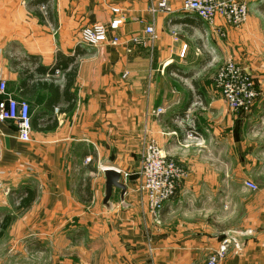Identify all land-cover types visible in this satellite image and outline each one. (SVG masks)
Wrapping results in <instances>:
<instances>
[{
    "label": "crops",
    "instance_id": "1",
    "mask_svg": "<svg viewBox=\"0 0 264 264\" xmlns=\"http://www.w3.org/2000/svg\"><path fill=\"white\" fill-rule=\"evenodd\" d=\"M162 1L169 10L152 11ZM184 1L0 0V83L29 103L33 121L29 143L18 139L15 123H0V168H33L32 182L16 190L20 199L27 188L37 192L32 206L13 221L11 234L66 241L51 247L48 264H206L225 241L227 251L216 264H264V76L256 79L252 109L233 113L216 90L213 74L219 55L226 61L241 42H264V0H240L249 15L238 29L219 15L214 24L205 22L184 10ZM116 18L122 23L109 35L119 37L117 45L80 43L83 27ZM75 54L68 69H46ZM73 64L72 109L67 110L70 101L63 96L47 104L48 87H58L62 95ZM23 68L34 80L20 87ZM189 110L197 129L186 140L189 130L179 122ZM151 139L189 174L164 207L161 224L149 213L140 183H134ZM188 145L198 152L190 166L178 151ZM88 157L92 168L86 167ZM107 167L133 173L125 206L121 190L114 189L109 212L103 206ZM83 171L89 182L82 183ZM248 179L256 190L246 187ZM188 189L210 191L188 199L191 216L178 208ZM202 205L222 207V226H215L213 211L210 220L196 217ZM0 206H8L6 199ZM83 225L87 235L82 240L81 231L69 228ZM231 232L243 244L241 252ZM0 264L15 262L0 258Z\"/></svg>",
    "mask_w": 264,
    "mask_h": 264
},
{
    "label": "built area",
    "instance_id": "2",
    "mask_svg": "<svg viewBox=\"0 0 264 264\" xmlns=\"http://www.w3.org/2000/svg\"><path fill=\"white\" fill-rule=\"evenodd\" d=\"M43 11L45 7H42ZM184 10L194 13L207 23L214 24L216 17H222L228 25L238 26L245 22L248 7L237 0H185ZM169 10L166 1L160 2L152 11ZM119 12L118 8L113 9ZM122 19H113L108 24L94 23L80 30V43L93 47H100L110 43L117 45L119 37L110 38V32L120 27ZM147 32L152 33V26L147 27ZM126 76V74L124 75ZM216 84L228 109L233 113L249 112L258 97V91L253 84L250 74L246 69L237 66L233 60H228L221 67L216 76ZM0 91L4 97L0 100V122H13L17 126V137L21 141H30L33 131V121L30 105L26 100L14 98L6 92V83H0ZM158 113L162 109H158ZM191 110L180 122L188 126V136H194L197 129ZM192 115V114H191ZM179 122V123H180ZM88 157L86 162H90ZM185 169L174 159L168 157L156 140L147 142L141 156V179L139 190L145 194L148 211L156 223L162 219V212L169 200L175 195L181 181L186 177ZM187 173V172H186ZM246 187L256 190L257 185L248 179ZM227 251V243L216 253L212 254L206 264H216Z\"/></svg>",
    "mask_w": 264,
    "mask_h": 264
},
{
    "label": "rangeland",
    "instance_id": "3",
    "mask_svg": "<svg viewBox=\"0 0 264 264\" xmlns=\"http://www.w3.org/2000/svg\"><path fill=\"white\" fill-rule=\"evenodd\" d=\"M237 1H240V0H237ZM240 2L246 4V2H244V1H240ZM248 15H249V13H248ZM248 15H247V19H248ZM247 19L245 20V22L241 23L238 26H232V25H229V26H232V27H235V29H238L244 23H246ZM263 30H264V28H263ZM153 31H154V29H153ZM85 46L90 47L89 45H85ZM236 48H240V50L238 51ZM235 51H238V53H235L233 51L236 56L234 54H232L233 57L230 56L231 59H227L225 61V58H222L219 55V57L215 58V60H214L215 61L214 62L215 71L213 74L215 77L214 78V84L216 86V90L218 89L217 84H216L217 73H218L219 69L221 67H223L228 60H233L234 63L242 69L247 67L248 70L250 71V73L249 72L248 73L250 74L251 80H252L253 84L255 85V87H257V83H259V82H257L256 79H258V81L261 82V80L263 78L262 76H264V42L259 43V44H254L250 41L241 42L239 45H236ZM242 54L244 55V57H242ZM237 56L241 57L242 59L241 60L238 59ZM252 68H253V71L255 74L252 72ZM217 91L220 92L219 89ZM220 94H221V92H220ZM202 107H203L202 104L196 106V108H202ZM190 113L192 114V115L190 114V116H193L192 111ZM180 125L183 127V129L188 128V126L185 122L181 121ZM194 136H195V134H194ZM194 136H188L186 134V140L192 139ZM31 140H32V136H31ZM30 141H22V142L29 143ZM183 148H184V150L183 149L178 150L179 154L181 155L180 157H183L185 159V162L188 164V166L193 165L195 163V158H196V155L198 152L194 151V149L189 145L186 147H183ZM194 155H195V157H194ZM168 157H170V156H168ZM178 163L180 164L181 162H178ZM19 164H21V162ZM90 164H93L92 161L89 164H87L86 167L92 168L89 166ZM180 165L185 169L184 172L186 175V177L181 181V183H182L187 178H189V174H188L187 169L182 165V163ZM201 165L203 167H205L206 162L205 163L201 162ZM86 167L85 166L81 167V170H85ZM32 169L33 168L26 167V168H24V170L22 168H20V169H9L8 171H6V170L0 168V200L2 198L6 199V202L9 206V207L7 206L6 208L0 206V215H6L8 212L14 213V215H16L15 214L16 213L15 207L18 205L19 200H20V197L17 195L18 190H16V188H18V185L20 186L21 183H27L28 181L32 182L33 175H34V173L32 172ZM140 171H141V166H140L139 171L136 173V176L134 175L135 176V182L134 183H141L142 182ZM84 172L85 171H83L81 173L82 183L89 182L88 181L89 176L88 175L86 176L84 174ZM121 175H122V179H123L124 183H131L130 181H131V179H133L132 178L133 173L131 176V173L124 171V172H121ZM117 192L118 191L115 190V196H114L115 198H117ZM208 192H210V191H207V190L193 191V190H189V189L186 190L185 193H186V196H188V197L187 198L184 197V199L182 200L183 204H182V202H180L178 208L180 210H183L181 212L188 213V215L191 216L190 215L191 214V206H190L191 202L189 200L192 198V196H194L196 194L206 196ZM175 195H176V193H175ZM175 195L171 198V200L177 196V195L176 196ZM171 200H169L168 203ZM185 201H188V202L186 203ZM193 206H195V205H193ZM200 208H203V210L199 211V214H197V212H196V217H199V219H201V217H202L203 219L207 218V220L208 219L210 220L211 219L210 216H207V215H209L211 213V211H213L212 213L215 214L214 215V220H215L214 223L216 224L215 226H217V225L222 226V223L220 221V220H222V212H221L222 207L221 206L220 207L210 206V208H208L206 205H202V206H200ZM207 209H209V210L207 211ZM18 215L19 214H17L15 216L14 221H16L17 218H19L20 215L19 216ZM1 218H3V217H1ZM159 223L160 224L162 223V219L159 221ZM159 223H157V224H159ZM14 225L15 224L13 222L11 224V226H9V228L5 231V233H4L5 237L3 238V240H0V258L6 260L7 262L12 261L13 263L15 262V264L18 262H19V264H48V262L50 261V256H51L50 253H52L51 247L58 245V244L64 245L66 242V241H61L60 238L56 239V237L55 238H46V237L41 238V236H38V237L37 236H29V237H26L24 239H21V238L17 239V238H15L14 234H11V229ZM84 226L85 225H83L82 228H78V229H72V228H69V229L72 231V233H74L76 231H81L78 233H80L82 235V237L80 239L83 240V239H85L84 235H87L86 234V232H87L86 228H83ZM69 227H71V226H69ZM77 236L78 235L76 234V235H73V237L71 238L73 244L78 242ZM1 238L2 237H0V239Z\"/></svg>",
    "mask_w": 264,
    "mask_h": 264
},
{
    "label": "trees",
    "instance_id": "4",
    "mask_svg": "<svg viewBox=\"0 0 264 264\" xmlns=\"http://www.w3.org/2000/svg\"><path fill=\"white\" fill-rule=\"evenodd\" d=\"M260 9L264 12V3L261 5ZM75 56H77V54H75L72 57L66 58L65 61L62 60V62L59 58V62H56V64H52L49 68H46V69L49 70L51 73L55 72V70L59 69V68H65V70H66L69 68V65L71 63L75 62ZM41 69H43L42 66H38L37 71H39V72L44 71ZM46 69H45V71H47ZM76 72H77L76 65L73 64L70 67V69L66 75V84L63 88L62 95H60V89L58 87L53 89V90H52V86L48 87L50 92H51V97L48 99L47 104H49V102H53L55 104V102L58 101L59 97L63 96L67 101H70V105L68 106L67 110L72 109L73 104H74V100H73L74 95L70 91V89H71V86L73 84L74 77L76 76ZM19 76H20V87H23L27 81L34 80V74L29 73V69L23 68V70L19 71ZM44 86H46V85H44ZM86 189H88V191H89L88 186ZM36 197H37L36 190L31 189V188H27L25 195L21 197L18 205L16 206L17 214H21V213L25 212L26 210H28L32 206ZM15 216L16 215H14V214H7L6 216H4V218L0 222V237H2L4 235L5 231L9 228L11 223L14 221Z\"/></svg>",
    "mask_w": 264,
    "mask_h": 264
},
{
    "label": "water",
    "instance_id": "5",
    "mask_svg": "<svg viewBox=\"0 0 264 264\" xmlns=\"http://www.w3.org/2000/svg\"><path fill=\"white\" fill-rule=\"evenodd\" d=\"M104 177V188H103V206L107 212L113 210L114 204L112 202V196L114 189H120V201L123 206H125V196L127 194V185L122 181L121 172L113 167H107L102 171ZM230 236L237 240V251L241 252L243 250V244L237 239L234 232L230 233Z\"/></svg>",
    "mask_w": 264,
    "mask_h": 264
}]
</instances>
